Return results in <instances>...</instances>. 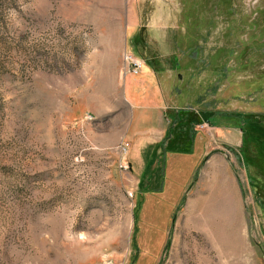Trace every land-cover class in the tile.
Masks as SVG:
<instances>
[{
	"label": "rangeland",
	"instance_id": "1",
	"mask_svg": "<svg viewBox=\"0 0 264 264\" xmlns=\"http://www.w3.org/2000/svg\"><path fill=\"white\" fill-rule=\"evenodd\" d=\"M0 264H264V0H0Z\"/></svg>",
	"mask_w": 264,
	"mask_h": 264
},
{
	"label": "crops",
	"instance_id": "2",
	"mask_svg": "<svg viewBox=\"0 0 264 264\" xmlns=\"http://www.w3.org/2000/svg\"><path fill=\"white\" fill-rule=\"evenodd\" d=\"M122 92L125 102L131 108L132 122L151 125L147 130L152 137L161 132L165 122L167 95L164 94L158 75L144 68L139 74L122 79Z\"/></svg>",
	"mask_w": 264,
	"mask_h": 264
},
{
	"label": "bare ground",
	"instance_id": "3",
	"mask_svg": "<svg viewBox=\"0 0 264 264\" xmlns=\"http://www.w3.org/2000/svg\"><path fill=\"white\" fill-rule=\"evenodd\" d=\"M225 207V206H224Z\"/></svg>",
	"mask_w": 264,
	"mask_h": 264
}]
</instances>
